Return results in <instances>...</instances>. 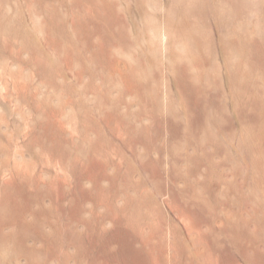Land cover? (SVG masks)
I'll use <instances>...</instances> for the list:
<instances>
[{
    "label": "rangeland",
    "instance_id": "rangeland-1",
    "mask_svg": "<svg viewBox=\"0 0 264 264\" xmlns=\"http://www.w3.org/2000/svg\"><path fill=\"white\" fill-rule=\"evenodd\" d=\"M0 264H264V0H0Z\"/></svg>",
    "mask_w": 264,
    "mask_h": 264
}]
</instances>
